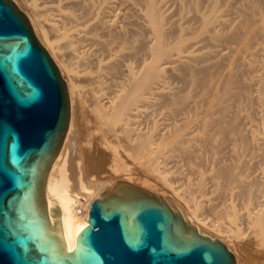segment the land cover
<instances>
[{
    "label": "bare ground",
    "instance_id": "obj_1",
    "mask_svg": "<svg viewBox=\"0 0 264 264\" xmlns=\"http://www.w3.org/2000/svg\"><path fill=\"white\" fill-rule=\"evenodd\" d=\"M12 1L69 90L45 192L67 250L126 181L264 264V0Z\"/></svg>",
    "mask_w": 264,
    "mask_h": 264
},
{
    "label": "water",
    "instance_id": "obj_2",
    "mask_svg": "<svg viewBox=\"0 0 264 264\" xmlns=\"http://www.w3.org/2000/svg\"><path fill=\"white\" fill-rule=\"evenodd\" d=\"M70 114L67 84L28 16L0 0V264H237L219 239L126 181L90 200L68 251L45 192Z\"/></svg>",
    "mask_w": 264,
    "mask_h": 264
},
{
    "label": "rangeland",
    "instance_id": "obj_3",
    "mask_svg": "<svg viewBox=\"0 0 264 264\" xmlns=\"http://www.w3.org/2000/svg\"><path fill=\"white\" fill-rule=\"evenodd\" d=\"M102 175H103V176H102ZM102 177H105V173H104V174H101L100 178H102Z\"/></svg>",
    "mask_w": 264,
    "mask_h": 264
}]
</instances>
